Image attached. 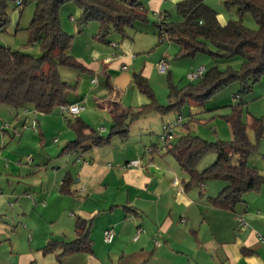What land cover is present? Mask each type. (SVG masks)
Returning a JSON list of instances; mask_svg holds the SVG:
<instances>
[{
	"label": "crops",
	"instance_id": "1",
	"mask_svg": "<svg viewBox=\"0 0 264 264\" xmlns=\"http://www.w3.org/2000/svg\"><path fill=\"white\" fill-rule=\"evenodd\" d=\"M165 3L147 0L143 5L168 18L169 13L161 11ZM70 19L76 21L73 15ZM80 37L88 39L76 38ZM116 37L110 34L104 48L92 40L89 61L73 54L87 68L84 71L102 68L107 74L135 65L139 56L133 40L126 37L120 46ZM167 56L164 53L158 64ZM154 65L145 60L139 72L150 76ZM118 96L113 102L120 103ZM83 100L81 92L70 91L68 104L80 105ZM68 119L61 106L41 113L0 103V264H264V184L246 192L234 209L217 207L212 197L223 185L186 187L185 181L181 185L177 178L169 180L167 169L154 159L156 146L141 156L138 149L126 152L129 138L123 142L115 138L84 152L65 150L75 139ZM34 123L37 131L26 128ZM136 158L142 166L128 167ZM256 158L251 154L248 163L259 168ZM65 178L69 182L63 191ZM78 218L90 221V250L61 257V246L46 250L53 240H74ZM109 228L115 231L110 243L104 239ZM157 237L160 245L154 242Z\"/></svg>",
	"mask_w": 264,
	"mask_h": 264
},
{
	"label": "trees",
	"instance_id": "2",
	"mask_svg": "<svg viewBox=\"0 0 264 264\" xmlns=\"http://www.w3.org/2000/svg\"><path fill=\"white\" fill-rule=\"evenodd\" d=\"M69 2L81 10V19L99 22L97 36L102 41L107 40L110 29L126 36L128 26L148 20L149 10L140 0H36L28 29L31 41L40 46L41 54L33 56L0 43V103L15 109L31 104L41 113H50L54 108L68 104V95L76 85L63 79L61 67L77 71L87 69L71 54L73 36L61 25L60 10ZM24 3L26 0H23ZM225 4L237 7L238 19L223 23L216 9L206 4L205 0H181L177 2V10L183 19L176 22L168 18L159 21V36L166 32L167 39L179 45L177 57H192L199 53H210L214 58L224 59L240 57L242 64L239 69L231 65L220 69L215 65L207 68L201 78L181 88L172 85L167 105L157 102L148 78L142 72H134L135 86L150 101L137 109L123 108L114 101L110 109L112 122L108 135H103L80 117L69 118L75 139L68 142L65 150L84 152L95 146L109 144L117 137L127 140L129 126L134 120L151 112H176L182 115L186 102L192 100L205 105L214 94L239 82L237 101L229 105L231 110L225 115L233 131L232 140L210 142L192 134L187 128L186 134L176 142L170 141L165 148L174 154L181 169L188 174L186 187L201 185L212 179L226 182L223 189L212 197L217 207L234 209L246 192L258 190L264 184V174L251 166L248 159L258 151V144L264 138V117L252 116L246 120L244 110L246 96L264 76V0H226ZM7 9L8 0H0L1 27L9 22ZM248 12L255 17L257 29L243 24L242 17ZM250 131L254 138L250 136ZM209 151L216 153V160L199 170V161ZM68 182L69 179L65 178L63 191L67 190ZM76 232L74 240H53L46 250L61 246L59 257L90 250V221L78 218Z\"/></svg>",
	"mask_w": 264,
	"mask_h": 264
},
{
	"label": "rangeland",
	"instance_id": "3",
	"mask_svg": "<svg viewBox=\"0 0 264 264\" xmlns=\"http://www.w3.org/2000/svg\"><path fill=\"white\" fill-rule=\"evenodd\" d=\"M178 1L180 0H164V3H166L161 11L169 13L167 20L176 22L183 19L177 10ZM225 1L205 0L206 4L216 9L223 23H226L230 19H238L237 7L227 6ZM140 2L145 4L147 0H140ZM35 7L36 0H26V3L20 7L14 3V0H8L7 11L9 14V22L2 26L0 43L12 49L22 50L33 56H39L41 54L40 46L31 41V34L28 29L35 12ZM158 13L160 11L154 13L150 10L148 20L137 21L132 26L126 28V34H128L126 37L128 39L130 37V40H133L130 41L134 46L133 51L139 56L135 65H129L128 69L123 70L119 68L117 71L107 70L106 74L102 68L99 70L96 69V71H77L75 69L61 67L60 71L63 79L76 85L72 89L74 92L82 93L84 100L80 102V105L84 106V109L81 112H85V118L83 117L82 119L103 135H108L110 132L112 120L109 109L112 107L113 98H115L114 95H119L118 101H120L123 107L133 109H137L143 104L140 98H148L147 95L137 89L133 80V73L140 71L145 60H150L155 63L151 75L147 76V78L157 102L162 105L169 103L172 85L181 88L191 81L197 80H190L188 73L195 71L200 66L210 68L216 65L220 69H225L228 65L233 66L235 69L241 67L242 59L240 57L232 59L214 58L210 53H199L192 57H177L179 45L176 42L169 41L167 38L164 41H160L158 27L160 20ZM71 15L76 19L75 22L70 19ZM60 19L62 28L73 36L71 46L72 54L79 55L89 61L91 60L92 49L94 48V45L91 43L92 40H94L95 45L98 44L103 48L109 45L107 42L101 41L98 36L92 37V35L99 31V22L96 20L85 21L81 19V10L74 3L69 2L61 8ZM242 22L249 28H258V23L250 12L243 15ZM75 25L78 26V31H74ZM94 25L98 27L97 30H93ZM109 32L107 38L110 39V34L114 33L117 36L115 39H117L120 46L122 43H126L127 38L125 36H122L113 29H110ZM163 33L166 34V32ZM79 35H85V38L88 37V39H84V37L76 38ZM164 53L168 55V59L166 60L170 64V68L167 71H161L158 66V60ZM92 78H96L95 83L91 82ZM109 84L114 86V91H111V88L108 86ZM239 90L240 83L234 82L210 97L205 105H199L192 100L186 102L182 112L184 124L182 123V125L175 129L172 141H176L181 135L186 133L187 128L192 134L198 135L210 142L232 140L233 131L230 124L226 121L225 115L231 110L229 105L234 104L233 102L235 100L237 101L236 96ZM246 97L245 119L249 120L252 116L264 117V76L255 84L254 90ZM26 106L34 110L33 105L27 104ZM79 115L65 112V116L72 119ZM178 115L176 112L166 114L151 112L144 117L134 120L129 126L128 143L131 147L126 152L133 153L138 149L140 151L139 155L142 156L144 154H150L148 148L152 146L158 147L157 151L153 153L155 161H158L161 165L163 164L167 169L166 177L169 180L173 181L177 178L179 184L184 185L183 182L188 180V174L181 169L174 154L164 150L165 144L160 139V135L163 132V124L170 119L174 120ZM185 123H187V126H185ZM27 127L31 128L32 125L26 124ZM249 133L254 138L253 133L251 131ZM57 136L60 135L57 134ZM49 137L52 141L53 136L49 134ZM123 141L125 140L118 137L115 140V142ZM263 154L264 138L258 144V151L252 154L253 156H257L256 164L259 166L258 169L262 174H264V164H262L264 163ZM216 157L215 152H207L199 161L197 168L203 170L206 166L213 163ZM205 184L213 189L215 186L217 187V184L224 186L226 182L212 179ZM156 240L161 242V239L158 237L155 238L154 242ZM104 264H106V261Z\"/></svg>",
	"mask_w": 264,
	"mask_h": 264
},
{
	"label": "built area",
	"instance_id": "4",
	"mask_svg": "<svg viewBox=\"0 0 264 264\" xmlns=\"http://www.w3.org/2000/svg\"><path fill=\"white\" fill-rule=\"evenodd\" d=\"M14 3L17 6L20 7L21 5H23V0H14ZM158 16H159L158 18H159L160 22L165 20V19H167L166 16L161 14V13H158ZM0 31H2V27L1 26H0ZM165 38H167V35L162 32L161 37H160V41H164ZM113 45H115V44L113 43ZM158 66H159V69L161 71H167L170 68V64H169L168 60H166V59H162L159 62ZM206 70H207L206 67L200 66L195 71H192V72L188 73V78L190 80L199 79V78H201L204 75ZM93 81H96V80L94 79ZM236 97H238V96H236ZM61 109H62L63 112H70L72 114H78L79 112H81L84 109V106L79 105V104H73V105L67 104V105H62ZM183 120H184L183 116L182 115H178L174 120L170 119V120H168L167 122H165L163 124V132L160 135V139H161L162 142H164L165 145L173 140L175 129L178 126L182 125ZM32 127L36 131L38 130V128L36 127L35 123L32 125ZM28 159H31V157L29 156ZM127 166L128 167H140V166H142V161L139 158L132 159V160H130L127 163ZM241 223L243 225L247 224L244 219L241 220ZM140 231H142L141 228L138 229V234H139ZM138 234H137L136 238L138 237ZM114 236H115L114 229L109 228V229L105 230L104 239H105L106 242H108V243L112 242L113 239H114ZM156 244L160 245V243L158 241H156Z\"/></svg>",
	"mask_w": 264,
	"mask_h": 264
}]
</instances>
